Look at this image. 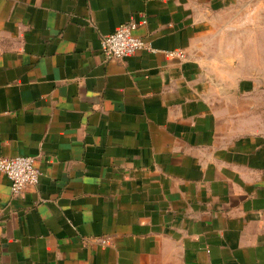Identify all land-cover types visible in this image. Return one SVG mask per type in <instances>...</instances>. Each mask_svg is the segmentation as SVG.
Wrapping results in <instances>:
<instances>
[{"label":"crops","instance_id":"obj_1","mask_svg":"<svg viewBox=\"0 0 264 264\" xmlns=\"http://www.w3.org/2000/svg\"><path fill=\"white\" fill-rule=\"evenodd\" d=\"M143 19L153 51L106 60ZM18 156L41 178L0 172V264H264V0H0Z\"/></svg>","mask_w":264,"mask_h":264},{"label":"built area","instance_id":"obj_2","mask_svg":"<svg viewBox=\"0 0 264 264\" xmlns=\"http://www.w3.org/2000/svg\"><path fill=\"white\" fill-rule=\"evenodd\" d=\"M147 22L146 19L140 23L131 21L103 38L101 47L105 59L109 61L123 60L135 56L142 50L153 51L145 41L134 34L140 24L145 25ZM168 56L178 57L182 60L187 59L184 52H171ZM0 172L9 179L13 195H18L25 189L38 185L41 178V172L36 168L35 159L28 156L0 159Z\"/></svg>","mask_w":264,"mask_h":264}]
</instances>
